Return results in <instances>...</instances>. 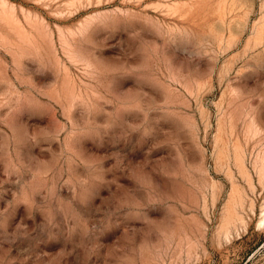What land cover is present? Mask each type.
Masks as SVG:
<instances>
[{
	"label": "rangeland",
	"instance_id": "rangeland-1",
	"mask_svg": "<svg viewBox=\"0 0 264 264\" xmlns=\"http://www.w3.org/2000/svg\"><path fill=\"white\" fill-rule=\"evenodd\" d=\"M264 0H0V264H264Z\"/></svg>",
	"mask_w": 264,
	"mask_h": 264
},
{
	"label": "bare ground",
	"instance_id": "bare-ground-1",
	"mask_svg": "<svg viewBox=\"0 0 264 264\" xmlns=\"http://www.w3.org/2000/svg\"><path fill=\"white\" fill-rule=\"evenodd\" d=\"M263 222H264V219H262L261 223H263Z\"/></svg>",
	"mask_w": 264,
	"mask_h": 264
}]
</instances>
